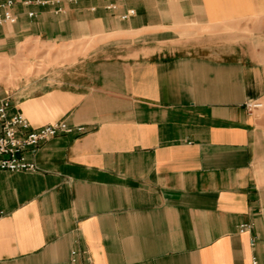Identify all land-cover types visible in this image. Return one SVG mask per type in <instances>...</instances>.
<instances>
[{"label": "crops", "instance_id": "1", "mask_svg": "<svg viewBox=\"0 0 264 264\" xmlns=\"http://www.w3.org/2000/svg\"><path fill=\"white\" fill-rule=\"evenodd\" d=\"M115 3L16 4L0 26L7 68L34 36L54 50L103 38L100 53L0 79L32 127L83 129L38 145L37 171H0V264H264V0ZM225 20L249 40L223 41L211 26Z\"/></svg>", "mask_w": 264, "mask_h": 264}, {"label": "built area", "instance_id": "2", "mask_svg": "<svg viewBox=\"0 0 264 264\" xmlns=\"http://www.w3.org/2000/svg\"><path fill=\"white\" fill-rule=\"evenodd\" d=\"M69 3H79L83 1H95L102 3L105 10H115L116 0H66ZM60 0H0V26L3 24H13L17 17L13 12L16 4L22 7L29 6H47L56 5ZM60 8L55 9V13H59ZM132 9L126 10L119 15L120 20H126L133 16ZM27 17H33L32 11L26 12ZM262 107L257 101H249L244 104V108L251 112ZM9 102L4 99L0 102V171L7 172H35L37 167L30 159L29 155L33 153L35 148L41 143L59 136L61 134L82 133L81 127L69 126L65 121H59L52 124L42 125L40 127H32L27 119L17 111L9 112ZM248 225H241L239 230L248 229ZM252 244V241H251ZM77 251L70 252V260L74 262ZM251 264H258L255 258Z\"/></svg>", "mask_w": 264, "mask_h": 264}, {"label": "rangeland", "instance_id": "3", "mask_svg": "<svg viewBox=\"0 0 264 264\" xmlns=\"http://www.w3.org/2000/svg\"><path fill=\"white\" fill-rule=\"evenodd\" d=\"M246 21H235V20H225L219 23L213 24L211 29L216 28L218 31H221V39L223 41H247L250 37L246 35L241 36H231L230 34L235 32L237 29H241L243 33H247L250 30H247L245 27ZM187 28L191 33H196L198 27L195 25H189ZM203 30V29H201ZM212 32L211 30H203V32ZM239 31V30H238ZM264 33V31H263ZM261 36V35H260ZM21 42V41H19ZM36 44L39 47L25 52V56L22 57L21 52L9 63L12 65L10 68L6 67V61H0V79L5 81L7 78L11 82L13 81L16 86L20 83L22 75L24 73H36L37 71H43L44 66L52 65L54 60H77L85 58L90 54H94L100 50L101 43L103 42L102 37H88L87 39H76L72 41H62L61 43L66 45L61 49L54 50V46L49 48H44L45 45L53 43L52 41L47 40V37L44 35L34 36L30 38L26 43ZM93 50V51H92ZM100 53V52H98ZM97 56V55H96ZM41 65V66H40Z\"/></svg>", "mask_w": 264, "mask_h": 264}]
</instances>
